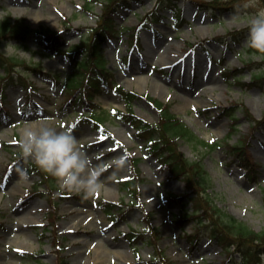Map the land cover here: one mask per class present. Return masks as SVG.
<instances>
[{
  "label": "rangeland",
  "instance_id": "rangeland-1",
  "mask_svg": "<svg viewBox=\"0 0 264 264\" xmlns=\"http://www.w3.org/2000/svg\"><path fill=\"white\" fill-rule=\"evenodd\" d=\"M86 1L0 0V20L10 16L23 19L32 28L45 26L57 29L63 34L60 41L62 47L68 48L85 39L89 41L86 35L97 24L100 14H103L105 0L92 5L90 10L82 7ZM155 1L133 2L130 11H121L115 17L118 25L115 36L101 44L107 67L124 89L168 103L170 110L198 138L205 142L219 143L209 149L198 141L187 138L176 140L178 149L186 157L202 160L209 176L207 191L213 201L255 231L263 230L264 126H257L253 132L247 114L240 109L237 111V128L230 132V119L220 113L235 101L248 108L255 119H261L264 116V86L252 83L253 75L259 72L256 68H246L240 79L236 80H223L220 70L240 68L244 63L252 62L264 73V55L250 52L247 44L250 20L264 7L259 0H236L232 8L220 13L204 9L196 0H180L178 7L183 20L178 25L174 24L173 15L165 12L161 23L141 30L140 50H135L134 46L129 49V29L138 25L140 19L153 8ZM66 18L70 19L69 23L65 21ZM243 30L247 34L241 40L230 35ZM1 49L6 55L40 62L45 70L60 73L62 78L74 70L73 61L68 60L63 53L45 49L36 32L31 33L23 43H3ZM164 54L165 61H160ZM207 56L212 60H207ZM183 59H187L186 64L176 69ZM97 61L101 62L100 56ZM202 66L210 71L214 69L217 82L213 78L203 81L199 79ZM0 72L3 71L0 69ZM28 77L38 86L31 96L33 101L26 104V89L19 85L7 86L6 102L10 116L0 124V264H58L59 251H63L71 264H135L133 250L119 233L130 228H146L143 220L145 211L154 226L155 235L159 236L157 246L163 249L164 259L158 257L156 260L159 264H225L227 257L221 251V246L215 242L210 243L207 236L203 235L195 243L196 248H193L194 243L186 234L195 230L198 221H181L179 215L183 214V208L191 211L192 205L187 202V197L182 200L185 204L181 202L184 206L174 197V194L187 192L184 181L172 177L156 156L149 153L131 121L119 120L115 115H110L105 121L110 136L105 139H101L99 132L88 124L74 130L71 123L80 111L74 113L71 109H61L64 87L55 86L50 80L41 82L34 75ZM189 80L192 86L188 84ZM204 83L207 85L201 89L206 88L208 91L202 94L199 87ZM181 96H187L194 102H184ZM195 96L205 102L197 101ZM98 101L106 109L126 107V102L111 91L102 94ZM133 109L142 119L151 123L158 122V112L150 101L137 99ZM41 122H47L59 130L71 129L81 148L96 165L106 164L119 156L128 160V166L123 170H105L102 175L104 187L94 196L85 197L65 190L70 195L58 198L63 190L58 185L55 200L58 202L56 214L59 217L53 222V230L44 233L46 236L43 238L32 224H47L46 213L51 207L40 194L26 197V189L41 186L38 176L30 175L25 170L28 161L4 176L5 167L12 159V152L7 150L4 143L15 142V138H20L23 127ZM249 137L250 154L259 166V176L255 181L246 176L244 169L230 156L223 144L224 140L229 144H237L241 139ZM89 141L98 142L87 144ZM17 149L18 142L12 151ZM107 150L110 153L103 156L102 153ZM131 158L138 159L136 166L142 179L138 185L135 206L128 210L122 223L116 225L104 214L98 202L102 199L118 201L124 198L118 179L132 175ZM23 173L27 174L26 179ZM31 216H34V222ZM14 219L17 222H12ZM20 219L23 222L17 234V230H13ZM56 237L63 241L60 247H54ZM28 241L30 244L26 245ZM20 249L36 252L38 256L23 261ZM137 251L144 262L153 258V248L149 244L140 242ZM117 252H123L125 257L117 256Z\"/></svg>",
  "mask_w": 264,
  "mask_h": 264
},
{
  "label": "trees",
  "instance_id": "trees-1",
  "mask_svg": "<svg viewBox=\"0 0 264 264\" xmlns=\"http://www.w3.org/2000/svg\"><path fill=\"white\" fill-rule=\"evenodd\" d=\"M92 1L95 2L97 0H89L88 6L91 5ZM107 1L108 3L105 5L104 12L101 16V22L99 23L98 28L95 29L94 37L91 40L93 41L92 45H90L91 47L89 46L90 43L86 45L88 41H82L81 44L76 46L77 48L75 51L77 52L72 53L74 56L78 52H88L87 58L78 63V70L80 71V74L83 75L81 88L87 98H90L94 92L99 91L101 84L109 82L108 73L103 69L104 62L102 63L101 60V62L98 63L97 61L98 56L101 55L98 43L115 32L113 16L117 15L122 8L130 9L131 3L134 0ZM235 1L236 0H212L211 3H204L199 0L198 2L202 7H212L223 11L224 9H229L233 6V2ZM259 1L264 7V0ZM177 2L178 0H157L154 10L147 14L146 18L142 20V24H145V22L151 23L158 21L159 15H161L163 10H170L174 14H177ZM228 3L232 5H226ZM177 18L179 19V14H177ZM29 31V26L21 20L12 22L8 17L7 19L0 21L1 39H10L14 37L22 39ZM41 31L43 32L44 37L50 40V42H54L56 40V32H52L47 29H42ZM138 31V28H136L135 32ZM246 34V30L230 33L231 36L234 35L235 37H238L239 40H241V38ZM249 51L256 53L251 49H249ZM20 64L26 67L28 66L24 61L15 60L13 57H6L0 51V65L5 67L7 73L13 69L20 71ZM246 68H256V70L259 71L257 72L258 75H253L252 83L260 84L263 87L264 73H262L261 69L258 68V66L256 67L252 62L244 63L242 68L235 67L233 69H229L225 77H233L235 80L240 79ZM18 77L19 81L22 82L23 77ZM8 78H10L12 82L17 81V79L15 77L13 79L11 75H9ZM2 79L4 80V76H2ZM72 82L75 81L73 80ZM120 91L128 102V114L120 113L125 115L136 126L138 135L145 140L147 150L151 154L155 155L162 165L171 171L174 177L183 180L186 188L192 193L191 195L185 193L183 196H177L180 200H182L183 197L188 196L192 205L191 212L185 210L180 218L185 220L194 219L198 221L199 225L195 226L196 228L194 232L190 235L191 238L194 241H197L201 236L205 235L209 238L210 242L219 244L223 248L226 255L230 257L229 262L232 263L228 264H264V259L262 257L264 253V229L255 231L245 222L238 220L232 214L220 208L213 201L207 191L209 187V176L204 168L202 160H195L186 157L184 152L178 149V143L176 140L179 138H187L191 141H198L201 145L208 146L207 148L216 147V143L205 142L204 140L198 138L176 114L169 110L168 104L155 99L154 106L159 112L158 123L153 125L137 118L131 110V103L137 95L129 91H122V89H120ZM240 109L245 111L248 119L253 123L254 128L257 125H264V116L262 119H255L243 104L233 101L231 106L225 107L220 113L221 115H227L230 117L232 130L237 125V111ZM101 120V117H95V121L99 126H102ZM248 144L249 138L241 139L237 144L224 142L227 152L239 159V165L246 168L248 170L249 178L254 180L257 178L258 169L256 168L257 163L252 159L249 153ZM49 179L50 182L53 183L54 179L51 176ZM136 180H139V175L132 176V178H129L128 180L120 181L121 187L132 197L136 196ZM101 205L107 212H111L112 208L116 206V204L110 202H102ZM128 235H130L131 240L137 236L134 231H131L129 234L127 233L125 236ZM138 235L143 236V234ZM237 255L240 256V260L233 261L231 257ZM60 264H67L64 261V258L61 259Z\"/></svg>",
  "mask_w": 264,
  "mask_h": 264
},
{
  "label": "clouds",
  "instance_id": "clouds-1",
  "mask_svg": "<svg viewBox=\"0 0 264 264\" xmlns=\"http://www.w3.org/2000/svg\"><path fill=\"white\" fill-rule=\"evenodd\" d=\"M247 44L252 51L264 55V10L250 20ZM18 146L21 157L34 162L61 189L85 197L103 189L102 175L106 169L120 171L128 166L124 156L103 165L94 164L71 129L59 130L47 122L23 127ZM22 176L27 178L26 173Z\"/></svg>",
  "mask_w": 264,
  "mask_h": 264
},
{
  "label": "bare ground",
  "instance_id": "bare-ground-1",
  "mask_svg": "<svg viewBox=\"0 0 264 264\" xmlns=\"http://www.w3.org/2000/svg\"><path fill=\"white\" fill-rule=\"evenodd\" d=\"M168 48L170 49V46H168ZM169 49H167L166 51H165V53H167L168 52V50ZM148 53L150 54V52L148 51ZM179 58V57H178ZM160 61H165V59H166V54H164V55H162L161 57H160ZM177 59V58H176ZM186 62H187V59H183L179 64H177V67H176V69H179V66H181L183 63H185L186 64ZM179 65V66H178ZM214 69H212L211 71L209 70V68H205L204 69V66H202V69L201 70H199V79L200 80H204V79H211V78H213V79H215V81L217 82V80H216V77H214V71H213ZM129 85L131 86V84L129 83ZM204 86V85H203ZM211 89V88H210ZM212 90H215V88H213ZM204 92H207L208 90H206V88H204V90H203ZM185 95H187V96H190L188 93H186ZM187 96H181L182 97V99L184 100V102H194L192 99H190V98H187ZM191 97V96H190ZM187 98V99H186ZM195 98H196V100L197 101H199V102H205L204 100H202V98H200V97H196L195 96ZM187 100V101H186ZM14 189H16V187H14ZM111 195V194H110ZM109 196V195H108ZM112 196V195H111ZM110 196V197H111ZM109 198V197H108ZM91 214V213H90ZM21 221L22 220H20V221H18V224H17V226H18V229H17V231H16V233L17 234H19L20 233V224H21ZM14 222V221H13ZM13 230V231H14ZM28 244H30V241H28V242H26V245H28ZM26 245H22L23 247L24 246H26ZM116 255L117 256H119V257H125V255L123 254V252H117L116 253Z\"/></svg>",
  "mask_w": 264,
  "mask_h": 264
},
{
  "label": "snow or ice",
  "instance_id": "snow-or-ice-1",
  "mask_svg": "<svg viewBox=\"0 0 264 264\" xmlns=\"http://www.w3.org/2000/svg\"><path fill=\"white\" fill-rule=\"evenodd\" d=\"M101 139H105V137L102 136Z\"/></svg>",
  "mask_w": 264,
  "mask_h": 264
}]
</instances>
